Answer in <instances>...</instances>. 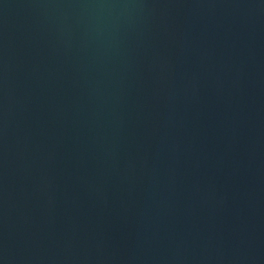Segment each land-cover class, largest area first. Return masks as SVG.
Instances as JSON below:
<instances>
[{"label": "water", "instance_id": "water-1", "mask_svg": "<svg viewBox=\"0 0 264 264\" xmlns=\"http://www.w3.org/2000/svg\"><path fill=\"white\" fill-rule=\"evenodd\" d=\"M0 264H264V0H0Z\"/></svg>", "mask_w": 264, "mask_h": 264}]
</instances>
